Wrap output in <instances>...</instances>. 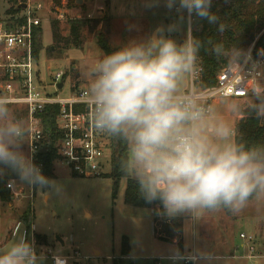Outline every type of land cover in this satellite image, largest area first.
<instances>
[{
	"label": "clouds",
	"instance_id": "9594fccd",
	"mask_svg": "<svg viewBox=\"0 0 264 264\" xmlns=\"http://www.w3.org/2000/svg\"><path fill=\"white\" fill-rule=\"evenodd\" d=\"M159 0H153V6ZM209 23L218 17L212 0H165ZM221 29L225 26L221 24ZM178 24L159 26L141 40H131L86 66V95L92 127L125 143L121 160L126 176L137 180L149 203L159 201L169 218L227 210L238 215L250 204L264 205V146L248 147L238 139L236 122L245 107L264 117V83L252 77L244 97L217 93L218 103L184 81L197 73L201 42L189 32L178 43L165 32ZM217 57L235 50L212 43ZM30 128L17 118L7 97H0V175L15 172L29 186L52 187L32 158L22 150ZM43 253L16 233L0 245V264H44Z\"/></svg>",
	"mask_w": 264,
	"mask_h": 264
},
{
	"label": "rangeland",
	"instance_id": "374dc122",
	"mask_svg": "<svg viewBox=\"0 0 264 264\" xmlns=\"http://www.w3.org/2000/svg\"><path fill=\"white\" fill-rule=\"evenodd\" d=\"M36 1L43 5L42 11L35 15L40 20L42 48L38 53L36 71L41 80L57 72H66L68 78L59 92L61 96L67 95L73 85L87 89L86 66L103 54L96 44L95 31L87 30H84L82 49L53 48L51 53L45 52L52 47V21L58 22L59 32L65 36L67 22L71 19L106 18L109 27L104 34L108 45L115 50L131 40L146 38L159 26L167 28L170 24H178V31L165 32L178 43H182L190 32L188 13L178 10V4L169 9L165 0H159L154 6L153 0H81L74 7L66 8L64 17L59 20L54 5L48 8L50 0H33L31 3ZM7 8L8 4L0 0V20L10 18L5 13ZM232 64L231 61L229 65ZM183 87L189 89V78ZM45 91L52 93L53 88L46 85ZM213 102L219 101L215 99ZM14 114L18 112L14 110ZM22 150L27 155L26 141ZM115 154L112 141L110 163ZM102 171L106 175L77 177L71 176L61 164L54 163V178L50 181L59 186V191L52 187L29 186L20 178L7 179L3 188L9 199L7 203L0 201V235L9 238L16 222L21 224L18 234L25 226L30 228L32 225L35 234L45 237L46 242L40 249H50L57 256L71 255L76 251L81 257L79 262L86 257L90 264H111L113 259L124 264H154L150 258L177 255L178 247L172 240H162L155 235L150 209L124 204L125 183L127 178L133 177L120 178L113 196L109 165L105 164ZM11 180L14 184L10 190L6 184ZM176 218L182 220V252L198 255L197 264H264V205L250 204L238 215L220 210L206 213L198 220L188 215ZM7 227H10L8 232ZM240 233L256 236L255 248L262 257L245 259L247 250L239 239ZM122 238L127 239L128 260L120 257ZM48 261L45 259L44 262L48 264ZM161 263L168 264L165 260Z\"/></svg>",
	"mask_w": 264,
	"mask_h": 264
},
{
	"label": "built area",
	"instance_id": "2783aa9c",
	"mask_svg": "<svg viewBox=\"0 0 264 264\" xmlns=\"http://www.w3.org/2000/svg\"><path fill=\"white\" fill-rule=\"evenodd\" d=\"M25 0V8L20 10L14 18L0 20V97H7L13 110L19 114L20 119L26 121L30 128L27 138V155L41 170L42 163L39 155L43 150L45 135L43 134L41 116L45 110L57 106L58 113L55 118L56 132L59 140L55 145L56 158L54 163L61 164L71 176L95 177L105 174V164L111 167L109 154L112 146L111 136L96 131L90 121L91 106L88 103L85 88L76 85L70 87L67 95L61 96L59 92L64 85L62 77L66 72H57L41 80L36 71V61L32 52V37L34 29L40 25V20L35 15L42 11L41 2ZM53 4L50 0L49 6ZM66 2L60 1L59 6H54L56 19L64 17ZM254 51L250 47L243 55L240 62L229 65L216 76V84L208 89H198L194 86L199 75L197 73L189 78V89L199 90L204 96L215 100L217 93L235 95L243 98L246 85L252 83L251 78L256 77L264 83V55L259 52L253 57ZM49 80V82L47 81ZM62 82L60 89L56 85ZM46 85L53 88V92L45 91ZM14 180L6 184L7 189H12ZM19 224H16L14 231ZM30 230H32L30 228ZM23 230L22 236L35 246L37 255L43 253L49 264H90L88 258L81 257L74 251L71 255H53L50 249H40L42 246L34 241V236H27ZM247 254V260L259 259L255 248L256 236L239 234ZM241 246V247H243ZM154 264H197L200 257L195 253L167 256L152 259Z\"/></svg>",
	"mask_w": 264,
	"mask_h": 264
},
{
	"label": "trees",
	"instance_id": "16d2710c",
	"mask_svg": "<svg viewBox=\"0 0 264 264\" xmlns=\"http://www.w3.org/2000/svg\"><path fill=\"white\" fill-rule=\"evenodd\" d=\"M8 4L5 11L10 18H14L20 10H16L19 4L25 0H4ZM61 0H52L54 6H59ZM66 7L72 8L77 0H65ZM210 11L218 17L216 23H209L196 15L190 16V33L201 42L199 51V75L194 86L200 90L208 89L216 84V76L220 70L229 66L231 60L228 55L217 57L212 52V44L223 43L226 49L235 50L236 61L240 62L244 53L252 47L256 53L261 52L264 55V0H212ZM221 24L225 27L221 29ZM67 35L62 36L58 29V22L50 23L52 47L45 52L51 53L53 48L82 49L84 43V30L88 32L95 31V39L101 53L108 54L115 49L108 45L105 32L108 31L109 20L106 18H76L67 22ZM99 27V28H98ZM52 48V49H51ZM41 30L36 28L32 37L33 57L37 60L38 53L41 50ZM67 77L65 73L62 77L64 81ZM58 113L57 106L49 107L41 116L43 134L45 143L43 150L39 155L42 163L41 173L48 179L54 178L53 161L56 158L55 145L59 140L56 132L55 118ZM238 139H242L248 147L264 146V117H258L256 112L248 107L242 110L241 117L236 122ZM116 150L115 156L111 160V167L108 177L113 178L112 195L114 196L120 178L126 176L121 167V160L125 157L127 146L124 142L111 137ZM106 175V174H104ZM18 179L19 176L6 169L3 175H0V201L6 202L9 195L5 192L3 185L7 179ZM123 202L126 205L150 209L153 215V226L155 235L166 241L175 243L178 247L177 254H182L181 247V220L178 218H169L163 214V208L159 201L147 202L140 191L139 184L134 178H127L123 194ZM229 213L227 210H223ZM36 241L41 242L40 236H36ZM128 254V243L126 238H122L120 257L124 258ZM153 261V260H151ZM111 264H124L117 262L116 259Z\"/></svg>",
	"mask_w": 264,
	"mask_h": 264
},
{
	"label": "crops",
	"instance_id": "0c3cea01",
	"mask_svg": "<svg viewBox=\"0 0 264 264\" xmlns=\"http://www.w3.org/2000/svg\"><path fill=\"white\" fill-rule=\"evenodd\" d=\"M66 78H68V76L66 77ZM14 111V110H13ZM15 111H16V109H15ZM16 116H17V118H19L20 119V117H19V115L18 114H15ZM241 117V114L239 115V116H236L233 120L235 121V122H237L238 120H239V118ZM9 205V204H8ZM10 207H11V205H9ZM182 221V220H181ZM16 224H19V226H18V228H17V230H15L14 231V227L16 226ZM20 226H21V224L19 223V222H16L14 225H13V227H12V230H11V235H10V237L9 238H6V236H4V235H0V245H6V244H8V243H10L12 240H13V238H14V235L16 234V233H18L19 232V228H20ZM30 228L32 229V230H30ZM27 227V226H25V229H23V230H25L26 232L25 233H27V236L28 237H30V235H36V236H40L41 238V242H39V243H37V241H36V238H34V241L38 244V245H40V246H43L44 244H45V237L44 236H41V235H39V234H35L34 233V229H33V226L31 225V227ZM6 232H8L9 230H10V227H7L6 229ZM23 230H22V232H23ZM22 232H20V235H22ZM182 253H184L185 254V252H182ZM97 252L95 253V255L97 256ZM128 258L129 257H124V259L126 260H128ZM150 260H152V258H150ZM44 264H47V262H44ZM48 264H49V262H48Z\"/></svg>",
	"mask_w": 264,
	"mask_h": 264
},
{
	"label": "water",
	"instance_id": "95a60500",
	"mask_svg": "<svg viewBox=\"0 0 264 264\" xmlns=\"http://www.w3.org/2000/svg\"><path fill=\"white\" fill-rule=\"evenodd\" d=\"M77 2H81V0H77ZM25 8V5L24 4H19L17 7H16V10H23ZM52 49V48H51ZM257 56V53L256 52H254L253 53V57L255 58ZM48 82H49V80H47ZM61 86H62V82H59L57 85H56V87L58 88V89H60L61 88Z\"/></svg>",
	"mask_w": 264,
	"mask_h": 264
}]
</instances>
